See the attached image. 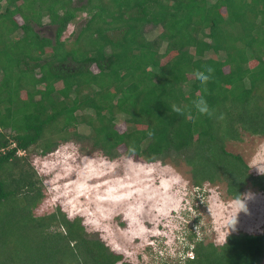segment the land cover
Returning <instances> with one entry per match:
<instances>
[{"label": "trees", "instance_id": "obj_1", "mask_svg": "<svg viewBox=\"0 0 264 264\" xmlns=\"http://www.w3.org/2000/svg\"><path fill=\"white\" fill-rule=\"evenodd\" d=\"M45 18L55 37L38 31ZM207 66L205 91L196 74ZM201 96L212 116L194 107ZM81 125L107 155L183 159L195 186L222 182L234 199L264 192V172L228 149L264 137V0H0V264H128L81 216L38 211L30 153L81 138ZM189 239L182 264H264V230Z\"/></svg>", "mask_w": 264, "mask_h": 264}, {"label": "rangeland", "instance_id": "obj_2", "mask_svg": "<svg viewBox=\"0 0 264 264\" xmlns=\"http://www.w3.org/2000/svg\"><path fill=\"white\" fill-rule=\"evenodd\" d=\"M85 14L69 24L63 38L73 41ZM48 21L38 31L55 37ZM146 31L154 37L159 28L149 25ZM117 117L122 128L125 115ZM79 129L81 138L59 142L47 154L30 153L45 189L38 211L60 206L71 218L81 216L88 235L122 253L124 262L182 264L192 251L191 232L222 244L231 233L264 230V192L257 188L249 185L242 199L231 197L222 182L199 188L183 159L148 162L129 157L123 147L110 156L93 144L87 126ZM228 149L243 154L254 172H264L263 136L246 133Z\"/></svg>", "mask_w": 264, "mask_h": 264}, {"label": "clouds", "instance_id": "obj_3", "mask_svg": "<svg viewBox=\"0 0 264 264\" xmlns=\"http://www.w3.org/2000/svg\"><path fill=\"white\" fill-rule=\"evenodd\" d=\"M214 72V69L211 66H207L204 70V72H200L196 74V79L199 81V83L204 86V90L206 91V85L207 82L211 79V74ZM194 107L196 108V110L201 113V114H206L208 116H212L214 113L211 110L207 100L201 96V98L195 103ZM174 112L175 114L179 115V116H183L184 115V110L179 107L176 106L174 108ZM193 251V250H192ZM190 252H188L187 257H193L189 255ZM187 254V253H186Z\"/></svg>", "mask_w": 264, "mask_h": 264}, {"label": "built area", "instance_id": "obj_4", "mask_svg": "<svg viewBox=\"0 0 264 264\" xmlns=\"http://www.w3.org/2000/svg\"><path fill=\"white\" fill-rule=\"evenodd\" d=\"M189 255H190V256H193V255H194V254H193V251H191V252L189 253Z\"/></svg>", "mask_w": 264, "mask_h": 264}]
</instances>
